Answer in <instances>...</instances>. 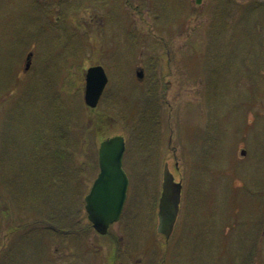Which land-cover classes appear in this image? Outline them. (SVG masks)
Masks as SVG:
<instances>
[{"label":"rangeland","instance_id":"374dc122","mask_svg":"<svg viewBox=\"0 0 264 264\" xmlns=\"http://www.w3.org/2000/svg\"><path fill=\"white\" fill-rule=\"evenodd\" d=\"M259 1L94 0L98 12L111 10L117 22L111 39H103L99 25L84 37L75 22L54 10L51 18L63 31L42 30L36 56L63 50L69 51L68 59L50 60L8 87L3 35L16 6L0 0V145L5 152L0 155V263L42 264L48 247L42 235L31 232L13 243L11 230L22 220L51 218L59 207L74 210L82 183L69 191V163H94L102 141L121 135L134 181L126 200L128 210L135 209L134 229L125 233L131 218L125 210L105 235L95 230L85 232L83 240L46 235L58 264H113L111 252L119 255L126 247L132 258L147 261L125 255L115 257V264L162 263L164 257L172 264H264V228L250 222L264 206V197L259 201L264 190V3ZM141 63L147 68L139 80L134 69ZM96 64L105 68L109 83L92 108L84 101L85 73ZM156 94L154 109L147 103ZM54 119L55 140L42 145L40 129L52 127ZM76 137L85 140L83 147ZM52 145L58 152L54 159L55 149L47 150ZM51 162L57 166L50 176L45 165ZM166 163L177 180L186 172L187 189L170 243L157 231ZM87 172L97 174L91 168ZM89 243L95 249L87 250ZM246 244L255 250L247 251Z\"/></svg>","mask_w":264,"mask_h":264},{"label":"flooded vegetation","instance_id":"af4514ba","mask_svg":"<svg viewBox=\"0 0 264 264\" xmlns=\"http://www.w3.org/2000/svg\"><path fill=\"white\" fill-rule=\"evenodd\" d=\"M94 0H55V2L52 3H47L42 1V0H4L5 3H12L15 4V10L13 11L14 14H12V21L11 25L7 27L6 32L4 33V50H3V57H4V62H5V70L7 73V80L6 83L8 84V87L10 84H21L20 82H23L24 77L26 75H32V73L36 74L41 68H44L43 64L44 63H49L51 62L50 60L54 61L55 58L57 59H65L67 57L68 59V54H66L69 51H57V52H52L50 50H45L42 51L41 56H36L37 54V47L40 45V37L42 35L39 33L42 30V27L44 26L46 30L54 35L55 32H58V30H62L64 26L59 25L57 20L51 18V14L54 10H59L61 14H65V21L66 22H75L76 26L79 27L82 35L84 37L90 38V32L89 29L92 27H98L102 29V37L111 39L112 36V31L114 29H117V22L115 23L113 19V15L111 10L106 11L104 10V14H101L98 12L99 9L98 7L93 4ZM78 6L80 10H74V6ZM130 5H133L131 3ZM82 10V11H81ZM92 11V12H88ZM83 13V16H81V13ZM89 14V15H88ZM107 18V16H109ZM57 17V16H56ZM81 20V22H80ZM43 22V25H42ZM54 23L56 24L55 27H52ZM35 30L34 36L31 34L27 35V32H32ZM63 31V30H62ZM110 32V33H109ZM105 42V40H104ZM26 48H28L26 50ZM32 53L31 57L29 58L30 54ZM168 53V51H167ZM48 54V55H47ZM170 53H168L169 55ZM43 59V60H41ZM142 62V61H141ZM142 64V63H141ZM137 64L135 67V73L138 69L143 68L144 72L146 73V68L147 66H143V64ZM156 68V67H155ZM10 80H12L10 82ZM53 82H51V87H52ZM73 134V133H72ZM72 134L70 135L71 138ZM54 136L51 134V138ZM54 139V138H53ZM41 144L43 145L42 141ZM55 149V152L52 153V158L54 159V154H56L57 149L55 146H51L47 150H52ZM73 152V151H72ZM71 165H68V184H69V191L71 187V191L74 192L75 184H77L79 181L82 183V186H78L79 189H81V196L79 198V204H74V210L78 215V221L75 223V231L77 232H87L89 230V226L87 225L88 220V212L86 209V196L90 193L92 185L94 183V180L96 179L98 173L100 172L99 169V162L98 163H88V162H82L79 165L76 163H69ZM56 163L51 162L50 164H46V169H49L50 174L55 171L56 169ZM178 166V165H177ZM179 167V166H178ZM91 168L92 170L97 171V174H90L87 172V169ZM124 168L127 170V166L124 160ZM58 170V168H57ZM79 170L81 172L79 173ZM84 172L85 175H82ZM78 174H81V177H78ZM94 175V176H93ZM83 176V177H82ZM94 177L93 180H91V177ZM177 180V179H176ZM179 181L182 182L183 187H182V201H181V211H182V205L185 202L186 199V172L184 171L183 177L179 178ZM132 185H134V181L131 176H129V183L127 186V197L130 191H132ZM161 189H160V194L162 192V181H161ZM264 190L261 188L259 191V201H263L264 197ZM159 194V197H160ZM80 195V194H79ZM127 200V198H126ZM135 208V207H134ZM129 212L131 218L128 221V230L132 231L134 229V223H133V217H135V209L132 207L129 208L126 206V202L122 211L121 218H123V215L125 212ZM134 214V215H133ZM181 215H179L180 218ZM254 218L250 219L251 223L256 224V216H253ZM259 222H264V212L263 210L260 211L259 215ZM83 219V220H82ZM85 224V225H83ZM112 224L110 228L113 226ZM50 226H54L53 222H51ZM260 227H262L260 225ZM254 229L256 230L255 226ZM26 229L23 227L22 232L24 234V231ZM246 249L247 251L255 250L252 248V246L246 244ZM260 248V246L258 247ZM95 249V247L93 248ZM91 250V249H88ZM149 253V252H148ZM251 253V252H250ZM119 254L123 256H128L133 261H139V260H144V257H134L132 258L131 252H128L127 247L124 250L119 251ZM249 255V252H247ZM260 254V253H259ZM252 255V254H251ZM250 257V255L248 256ZM251 259V258H250ZM157 260V259H156ZM143 261V262H144ZM168 261V262H167ZM164 262V263H163ZM162 263H155L154 264H172L168 258L166 259L165 257L163 258ZM119 264H125L123 261H120ZM147 264V263H144ZM149 264V263H148ZM238 264H248L246 260L240 261Z\"/></svg>","mask_w":264,"mask_h":264},{"label":"water","instance_id":"95a60500","mask_svg":"<svg viewBox=\"0 0 264 264\" xmlns=\"http://www.w3.org/2000/svg\"><path fill=\"white\" fill-rule=\"evenodd\" d=\"M202 1L196 0L197 3ZM31 55L32 53L29 58ZM137 77L139 80L144 78L142 68L137 70ZM107 83L108 75L102 65L96 64L87 68L84 100L89 107H97ZM125 148V140L121 135L104 140L99 148L100 172L86 196V209L94 228L101 234H106L109 226L119 221L126 201L129 179L123 168ZM245 153L246 149H242L241 155ZM162 188L157 230L169 239L180 210L182 183L175 181L167 164Z\"/></svg>","mask_w":264,"mask_h":264},{"label":"trees","instance_id":"16d2710c","mask_svg":"<svg viewBox=\"0 0 264 264\" xmlns=\"http://www.w3.org/2000/svg\"><path fill=\"white\" fill-rule=\"evenodd\" d=\"M235 2L237 0H221V2ZM260 4L262 5L264 3V0L261 2V0L259 1ZM51 3V2H50ZM254 3V2H253ZM252 3V5H253ZM258 3V2H256ZM248 5H251V3H249ZM244 10L245 8L247 9L248 7H243ZM58 12H60L59 10H57ZM253 11V9L251 10ZM245 14V13H244ZM42 25H43V22H42ZM46 28L43 26L42 27V30H45ZM42 30L39 32L41 34ZM66 36V35H65ZM165 65V64H164ZM164 69H166V66L163 67ZM166 71H163L162 73V76H161V79L163 81V78L164 76L166 75L165 73ZM15 85H19V83L15 84ZM167 90V87L164 86V92H166ZM158 104V98H157V94L154 95L152 98L149 99L147 105H151L154 109L156 108ZM148 109V108H147ZM2 109L0 107V113H1ZM1 118V117H0ZM55 120V119H54ZM57 120H55L53 122V125L52 127H45L44 125H42V129L41 132L38 134L39 135V140L40 142L42 141L43 145H47V143L49 141L52 140L51 138V134L54 136V140H55V136L57 135L56 132L53 133V128L54 126L57 124L56 123ZM44 124V122H43ZM66 125H68V123H66ZM51 132V134L49 133ZM66 132V131H65ZM64 132V133H65ZM1 140V139H0ZM76 140H78L79 145L83 147V144L85 142V140H82L80 137H76ZM2 145V144H1ZM0 145V155L3 156L5 155V152L4 150L2 151L3 147ZM168 145L170 146V141L168 142ZM54 145H52L53 147ZM6 147V146H5ZM176 148V147H175ZM56 155H58V152H56ZM97 158H95V163H98V155H96ZM55 158V157H54ZM45 171L50 174V171L49 169H46V166H45ZM51 176V174H50ZM55 185H58V183H55ZM260 205V204H259ZM262 206V210L264 212V206L261 204ZM183 212V210H182ZM183 214V213H182ZM259 214H255L256 216V224L258 226H262V228H264V222H259V217H258ZM53 218V219H52ZM181 218V217H180ZM182 219V218H181ZM54 220V221H53ZM78 221V215L73 212L72 210H67L66 211V208H63V207H59L57 208V210L54 212V215L51 216V218L49 216H46V217H42L41 220L38 219H35L32 223H28L26 220H22V223H21V226H19L18 228L17 227H14L12 230H11V236L12 239L11 241L13 243H22L26 238L29 237V234L32 232L34 233L35 235L36 234H40L42 235V238L45 239V242L47 244V251L45 252V254H43L42 256V264H58L59 260L55 257L57 256L56 254V251L57 250H54L52 248V242L50 241L52 238H45L46 235H55V236H62V237H67L68 234L71 236V237H74V239H78L77 237H80L79 235H76V234H72L70 233L71 231H74L75 230V223ZM51 222H53L54 226H50L51 225ZM87 225L89 226V229L91 231H93V226L92 224L87 221ZM25 228L26 230H30V232L28 234H23V233H20L22 232V228ZM39 228V229H38ZM35 230V231H34ZM20 231V232H19ZM257 235H258V231L255 230ZM132 233V231H125V233ZM27 233V232H26ZM82 240L84 239V237H81ZM172 238V237H171ZM43 239V240H44ZM86 239V238H85ZM20 240V241H19ZM170 240V239H169ZM168 240V243H170V241ZM44 242V241H43ZM3 254V253H2ZM112 256H110L114 263L115 264V260L116 259H122V256L120 257V254L118 255V253L116 254L115 252H111ZM3 255L0 256V258L2 257ZM116 257V259H115ZM111 259V260H112ZM0 264H5V262H1ZM8 264V263H7ZM74 264H78V262L74 263Z\"/></svg>","mask_w":264,"mask_h":264}]
</instances>
